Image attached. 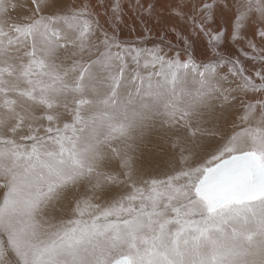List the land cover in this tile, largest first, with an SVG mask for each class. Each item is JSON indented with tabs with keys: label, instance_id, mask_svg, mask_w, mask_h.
I'll use <instances>...</instances> for the list:
<instances>
[{
	"label": "snow or ice",
	"instance_id": "obj_1",
	"mask_svg": "<svg viewBox=\"0 0 264 264\" xmlns=\"http://www.w3.org/2000/svg\"><path fill=\"white\" fill-rule=\"evenodd\" d=\"M246 2L247 7L241 0H199L195 11L203 19L196 24L193 35L203 37L206 55L198 56L189 35H183L182 48L165 52L160 45L138 46L137 41L148 40L147 27L132 41L121 40L118 32L110 37L105 34L102 62H118V72L110 77L112 95L104 102L116 104V89L125 78L133 83L140 81L141 85L147 78L151 89L153 76L161 78L156 85L160 87L163 83L175 85L183 72L184 79L198 76L200 88L211 92L210 85L222 74L223 79L240 75L242 67L236 69L235 64L223 58L222 49L228 41L235 43L243 38L253 0ZM56 3L57 0H39L33 10L40 13ZM136 3L141 4V0ZM189 4L190 0H175L169 12L184 18ZM123 6V0H111V11L117 20H121ZM254 6L262 22L253 28V33L264 40V0H254ZM142 7L150 14L155 4L148 0ZM70 11L71 17L63 19L70 28L79 29L78 46L83 49L91 22H81V18L91 14L90 0H81ZM217 12L224 23H219ZM42 20L40 16L25 24L12 20L10 14L0 19V57L19 39L23 29L30 32ZM171 31L178 38L182 35L174 26ZM250 45L255 47L252 42ZM25 55L29 61L21 65L19 74L28 76L33 66L42 62L35 51ZM14 71L13 65L0 61V94L7 91L3 87L7 83L5 75ZM259 79L261 82L253 87L264 91V75ZM249 83L238 82L237 87L247 88ZM221 95L220 115H224L229 95ZM204 97L205 92L197 89L191 106L204 102ZM0 103L8 101L0 97ZM75 103L77 106L63 117L13 113L0 120V126L6 129L0 135V264H121L111 255V249L119 244L128 242L135 248L137 239L147 244L160 243L165 237L171 242V256L159 253L158 259L146 258L137 249L133 264H243L238 259L243 253L228 248L226 242L243 236L251 243L253 234L242 230L249 224L255 226L254 234L264 237V100L258 101V113L255 104L246 106L227 127L221 125L219 116L214 122L210 119L205 139L196 150H189L187 155L181 150L163 176L140 178L134 177L127 153L121 154L120 148L111 144V132H122L123 127L108 125L110 132H93L82 141L80 133L90 122L81 114L79 105L83 101L77 98ZM165 108L172 118L181 111L171 102ZM215 112L214 107H209L208 116L211 118ZM203 115L197 113L198 124ZM257 115L259 120L253 125ZM9 119L12 123H8ZM26 119L31 122L23 131L21 125ZM106 148L119 160L115 167L104 169L101 162ZM170 225L174 226L171 230ZM145 230L152 235L146 236ZM213 232L218 237H212ZM201 239L213 246L211 261L199 259Z\"/></svg>",
	"mask_w": 264,
	"mask_h": 264
},
{
	"label": "rangeland",
	"instance_id": "obj_2",
	"mask_svg": "<svg viewBox=\"0 0 264 264\" xmlns=\"http://www.w3.org/2000/svg\"><path fill=\"white\" fill-rule=\"evenodd\" d=\"M38 3L39 0H2L0 2V19L10 14L12 20H22L28 24L33 18L43 17L41 24L35 29L30 32L27 28L23 29L19 39L9 45L7 53L0 57V61H6L16 69L12 75H5L7 83L3 87L7 91L0 94V97H5L8 103H0V120L4 119L5 114L11 117L13 113H19L25 117L30 115L43 117L45 114L63 117L77 106L75 101L79 98L83 101L79 105L81 114L86 121L90 122L89 126L84 127L80 133L82 141L87 140L93 132L100 135L110 132L108 125L118 129L122 126V132H111V144L119 147L121 154L127 153L131 158L134 177L140 178L163 176L175 163L181 150L186 155L189 150H196L205 139V132L210 127V119L214 122L219 116L221 125L227 127L238 112L246 110V106L255 104L257 113L259 112L258 90L250 85L247 88H238L237 83L243 82L232 75L223 79V74L210 85L211 92H208L206 88H200L198 76L189 75L187 79H184L183 72L180 73L175 85L163 83L162 86L156 87L161 82V78L153 76L151 89L148 87L147 78L143 85L140 81L133 83L125 78L116 89V104H107L104 102L105 98L112 95L113 82L110 77L118 72V62L113 61L108 65L102 62L105 52L103 47L105 34L109 37L112 34L109 33L108 27L100 28L99 22L94 21L97 16L98 2L91 4L95 14L91 13L81 18V22L83 20L91 22V31L85 37L83 49L78 46L79 29L70 28L63 19L65 16L71 17L70 9L79 6L81 0H57L53 7L44 8L40 13H35L33 9ZM198 3L199 0H193L194 10ZM106 7L105 10H107ZM108 12L110 17L116 19L115 13ZM119 15L121 20L116 19V22L124 24L127 17L122 12ZM50 16H52L51 19H49ZM166 41L175 42L170 39ZM112 50L117 51L115 48ZM32 51H35L37 60L42 63L34 65L28 76L20 75L21 65L29 61L25 53ZM81 70H83L82 74ZM250 75L253 74L250 73ZM197 89L205 92L204 102L192 107L191 100ZM222 92L229 95L228 105L223 110L224 115H220L222 110L219 108ZM169 102L174 103L181 110L174 118L167 115L165 105ZM209 107L216 109L211 118L208 116ZM183 110H187L188 114L185 115ZM197 113L204 114L199 124ZM257 120H253V125ZM30 122L26 119L21 125V130L27 131L26 125ZM43 122L47 123L46 120ZM8 123H12V120L9 119ZM5 131V127L0 126V135H3ZM105 152V159L101 162L102 168L115 167L119 157L113 155L107 148ZM2 192L3 188H0V194ZM173 227L170 225L169 229ZM242 230L253 234L252 242L241 236L235 240L237 243L229 248L243 253L238 257L243 264L246 262L256 264L254 261L258 262V260L264 262V237L254 234L255 226L252 224ZM226 231L230 232L231 228H227ZM145 235L150 237L152 233L145 232ZM211 235L215 238L219 234L213 232ZM230 242H226L227 247ZM254 243L261 245L259 248L261 251L258 248L253 251ZM135 244V248L130 247L128 242L119 244L111 249V255L115 258L128 256L131 264L137 249L143 251L146 258L158 259L159 253H167L171 256V242L167 237L160 243L150 241L147 244L137 239ZM153 244L156 245L154 248ZM198 252L199 259L205 261H211L214 255L213 246L205 239H201ZM249 259L252 260L249 261Z\"/></svg>",
	"mask_w": 264,
	"mask_h": 264
},
{
	"label": "bare ground",
	"instance_id": "obj_3",
	"mask_svg": "<svg viewBox=\"0 0 264 264\" xmlns=\"http://www.w3.org/2000/svg\"><path fill=\"white\" fill-rule=\"evenodd\" d=\"M95 2H98V7L96 10L97 16L94 21L99 22L98 26L100 28L108 27L109 33L111 34L118 32L121 40L132 41L134 37L142 33L143 28L147 27L150 30L147 33L148 40L136 42L141 48H150L154 45H160L165 52L170 49L175 50L183 47V35H189L195 41V45L199 47L198 56L207 54L201 43L203 37L199 34L193 35V33L196 32V24L201 22L203 19L202 14H198L193 9V0H190L189 6L184 9V18L174 17L169 12V8L174 5L175 0H159L158 3L157 0H151V2L155 4V7L152 9L150 14L145 12L142 7V5L147 3L148 0H141V4H137L136 0H123L124 6L121 12L127 17V21L124 24L117 23L116 19L109 16L108 11H111V8H109L111 6V0H90V5ZM241 3H244L246 7L248 6L246 0H241ZM105 6H107V10H105ZM91 13L95 14V11L92 8ZM216 15L219 23L225 22L224 18H222L218 12ZM188 16H191L192 19L189 20L187 18ZM105 20H107V22H105ZM261 22V15L256 11L253 0L251 11L248 13V20L245 22L246 26L242 32L243 38L235 43L228 41L227 46L222 49L223 58L228 59L235 64L236 69H240L242 67V73L236 77L241 82H244L245 80L250 82L249 85L253 89H255L253 85L261 82L259 76L264 75V40L260 39L253 33V28L258 27ZM173 26L176 27L182 34L180 38H178L177 35L171 31ZM133 29L135 31H133ZM164 39L175 40V42L166 41ZM250 42L255 44L254 48L250 45ZM250 73L253 75L251 76ZM241 77H243V80ZM258 99L259 101L264 100V91L258 90ZM255 119L259 120L257 117ZM145 232L147 231L145 230ZM235 243H237V241H231L228 248L235 245ZM256 248L260 250L259 248H261V245H256L254 243L252 245L253 251ZM202 257L204 259V255ZM191 258L192 257L186 256V259ZM251 260L252 259H249V261ZM254 263L262 264V261L260 262V260H258V262L254 261ZM129 264H131V261ZM244 264L248 263L246 262Z\"/></svg>",
	"mask_w": 264,
	"mask_h": 264
},
{
	"label": "water",
	"instance_id": "obj_4",
	"mask_svg": "<svg viewBox=\"0 0 264 264\" xmlns=\"http://www.w3.org/2000/svg\"><path fill=\"white\" fill-rule=\"evenodd\" d=\"M116 259L121 260V264H129L130 263V260H129V258L127 256H120V257H118Z\"/></svg>",
	"mask_w": 264,
	"mask_h": 264
}]
</instances>
